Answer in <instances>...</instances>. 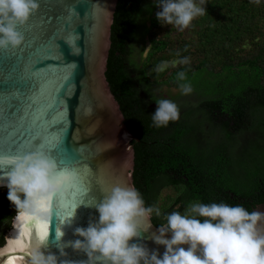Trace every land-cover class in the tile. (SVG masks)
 Instances as JSON below:
<instances>
[{
  "label": "trees",
  "instance_id": "16d2710c",
  "mask_svg": "<svg viewBox=\"0 0 264 264\" xmlns=\"http://www.w3.org/2000/svg\"><path fill=\"white\" fill-rule=\"evenodd\" d=\"M158 0H117L105 77L137 140L133 185L155 226L192 203H264V0H205L206 14L183 30L161 24ZM200 3V0H197ZM146 43L151 45L143 56ZM177 53L179 55H177ZM188 57V64L171 65ZM169 62L163 72L155 68ZM184 71L192 92L181 94ZM162 86L175 88L163 98ZM179 119L156 127L155 100ZM0 189V246L16 213Z\"/></svg>",
  "mask_w": 264,
  "mask_h": 264
},
{
  "label": "water",
  "instance_id": "95a60500",
  "mask_svg": "<svg viewBox=\"0 0 264 264\" xmlns=\"http://www.w3.org/2000/svg\"><path fill=\"white\" fill-rule=\"evenodd\" d=\"M38 4L28 21L17 25L24 34L23 43L16 50L0 49V141L5 153L12 150L13 143L19 157L33 152L48 138L49 129L39 119L47 112L48 121H56V126L51 129L54 147L45 155L55 160L57 171L69 174V185L83 184L89 194L66 222L57 215L61 193L50 198L47 220L15 213L0 246V264H29L30 250L39 246L33 240V226L38 236L41 225L49 230L41 245L43 251L60 259L87 260L83 252L70 246L64 248L67 256L60 257L58 245L83 239L74 235V229L98 220L94 205L114 186L134 187L132 141L137 139L125 125L105 77L117 0H38ZM11 168L12 164H0V189L7 188ZM73 203L80 201L67 202L61 211L71 210ZM252 210L264 212V203ZM148 224L150 227L130 243H142L162 257L165 247L152 238L159 227L151 219L145 220L143 227ZM56 229L64 233L60 240ZM170 237L171 233H166V238Z\"/></svg>",
  "mask_w": 264,
  "mask_h": 264
},
{
  "label": "clouds",
  "instance_id": "9594fccd",
  "mask_svg": "<svg viewBox=\"0 0 264 264\" xmlns=\"http://www.w3.org/2000/svg\"><path fill=\"white\" fill-rule=\"evenodd\" d=\"M205 0H158L156 19L163 25L176 26L180 30L205 15ZM38 0H0V49L17 48L25 37L17 30L37 11ZM151 45L144 49L148 55ZM177 55H179L177 53ZM188 64L184 57L171 62L172 66ZM169 62L162 61L156 72H163ZM181 94L192 92L187 74H176ZM156 109L152 121L156 127L167 126L179 119V108L168 99L155 100ZM7 199L15 206L17 216L47 220L50 215V198L65 191L59 180L55 160L41 152H29L16 158L7 173ZM98 220L87 227H76L75 239L58 245L59 256L66 257L64 248L83 252L87 260L60 259L52 252H45L41 245L30 250L29 264H264V212L249 211L241 204L225 202L192 203L182 214L173 211L166 215V223L159 226L153 240L163 245L161 256L149 251L142 243H130L138 238L145 220L153 214L161 215L159 208L145 206L140 192L134 187L114 186L110 193L94 205ZM74 216V212L72 216ZM166 233H171L166 238ZM56 230V238L63 236ZM181 245H188L187 248Z\"/></svg>",
  "mask_w": 264,
  "mask_h": 264
},
{
  "label": "snow or ice",
  "instance_id": "6c2138e0",
  "mask_svg": "<svg viewBox=\"0 0 264 264\" xmlns=\"http://www.w3.org/2000/svg\"><path fill=\"white\" fill-rule=\"evenodd\" d=\"M25 27H27V25H25ZM9 49L16 50V48H10V47L7 49H4V50L6 52ZM11 115H12V112L9 111V116H11ZM39 119L43 120L45 125L49 129L48 138L44 144H41L37 149H33V152H41V153L45 154L48 149L54 147L55 141L53 139V133H52L51 129L56 126V121H48L47 112H43L40 115ZM15 147H16V145H15V143H13L11 145L12 150L5 153L3 151L2 141H0V164H3V163L12 164L14 162V160L19 157L15 153ZM5 155L12 156V157H14V159L5 161L2 159V157ZM57 172L59 174V180L65 185V191L63 193H61L59 196V200L61 201V203L57 208V215L59 216L60 220H62L63 222H66L68 220V218H70L72 216L73 209H76V207L79 204H82V203H84V201H86L87 194H89V189L87 187H85L83 184H71V185H69L68 184L69 174L63 170H60ZM76 200L80 201V203H73L71 206V210L61 211V209L66 208L67 202L76 201ZM18 219H19V217H18ZM28 219H31V218L29 217ZM40 229L41 230L39 232V235L37 236L36 231H35V226H33V232H32L33 240L38 245H41L45 241V237H47L49 234V230H48L47 225H41ZM21 251L22 252L25 251L24 245H21ZM2 255H3V252H2V250H0V256H2ZM25 255H28V254L25 253ZM14 264H21V262L20 261H14Z\"/></svg>",
  "mask_w": 264,
  "mask_h": 264
},
{
  "label": "rangeland",
  "instance_id": "374dc122",
  "mask_svg": "<svg viewBox=\"0 0 264 264\" xmlns=\"http://www.w3.org/2000/svg\"><path fill=\"white\" fill-rule=\"evenodd\" d=\"M148 46H149V44L146 43V47L145 48H147ZM158 93H161V96L163 98H168V93L176 94V93H178V90L175 89V88H168L166 86H162L161 89H159V92ZM7 231L8 230L5 231V234H6Z\"/></svg>",
  "mask_w": 264,
  "mask_h": 264
},
{
  "label": "flooded vegetation",
  "instance_id": "af4514ba",
  "mask_svg": "<svg viewBox=\"0 0 264 264\" xmlns=\"http://www.w3.org/2000/svg\"><path fill=\"white\" fill-rule=\"evenodd\" d=\"M156 108V104L153 105Z\"/></svg>",
  "mask_w": 264,
  "mask_h": 264
}]
</instances>
